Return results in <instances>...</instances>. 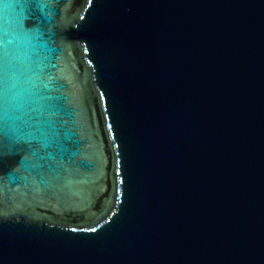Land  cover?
<instances>
[{
	"label": "water",
	"instance_id": "95a60500",
	"mask_svg": "<svg viewBox=\"0 0 264 264\" xmlns=\"http://www.w3.org/2000/svg\"><path fill=\"white\" fill-rule=\"evenodd\" d=\"M0 264H264V0H0Z\"/></svg>",
	"mask_w": 264,
	"mask_h": 264
}]
</instances>
